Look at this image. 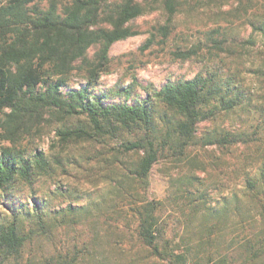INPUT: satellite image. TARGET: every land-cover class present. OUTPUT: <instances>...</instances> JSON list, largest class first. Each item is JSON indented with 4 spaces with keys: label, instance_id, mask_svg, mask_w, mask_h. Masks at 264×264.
Wrapping results in <instances>:
<instances>
[{
    "label": "trees",
    "instance_id": "16d2710c",
    "mask_svg": "<svg viewBox=\"0 0 264 264\" xmlns=\"http://www.w3.org/2000/svg\"><path fill=\"white\" fill-rule=\"evenodd\" d=\"M159 5L168 19L157 31L166 38L170 33L169 21L179 12L180 0H4L0 3V201L8 203L0 211V264L264 263V161L261 159H255L258 165L248 166L245 176H230L232 184L237 186L218 206L194 202L191 215H199V220L189 221L179 240L165 235L159 214L161 201L145 196L152 166L167 150L176 160L185 157L183 150L197 140L199 122L215 118L219 113H233L235 109L248 115L257 109L237 76L229 69L224 71L206 64V71H198L190 78L168 82L159 89L144 87L146 96L132 102H127L131 85L118 90L124 95L121 101L106 102L105 92L92 91L99 77L109 69L110 46L134 35L132 21ZM246 11L247 8L243 10ZM248 25L249 33L263 39L261 46L264 45V17L249 19ZM219 27L207 31L205 39L209 43L202 55L207 61L225 58L226 63L228 58L234 59L236 49L218 38L223 37ZM247 41L254 43L250 37ZM172 53L181 59L201 55L195 45L179 47ZM252 67L256 77L264 79V49ZM73 76L81 77L85 83L64 90ZM75 116L84 118L69 122ZM53 117L59 118V124L53 128L51 147L60 145L63 149L80 144L93 153L91 148L97 144L102 147L115 144L110 150L115 153L99 151L94 155L96 163H103L113 175L108 176L112 190L99 196L97 202L84 205L69 201L52 211L46 206L47 197L38 195L35 186L42 178L52 180L55 185L47 191L48 195L67 198L72 194L69 184L56 180L57 171L66 170L63 150L60 156L20 144L25 135H39L46 124L51 125ZM204 133L200 137L203 143L258 147L253 138L257 132L241 127H217ZM116 136L119 137L114 142ZM4 141L8 144H3ZM241 170H238L240 174ZM176 179L179 194L205 193L198 176L182 175ZM20 187L27 189L24 201L17 195ZM127 196L132 197L130 212L117 207L118 200ZM94 209L101 220L86 225V241L82 246L77 248L74 244L73 252L63 246L50 248L52 228L59 231L64 225L84 222L94 214ZM128 217L132 226L123 223L120 227L118 220ZM213 218L215 222L210 221ZM223 222H228L232 233L243 235L238 247L231 245L223 249L222 238L215 233ZM236 238L234 235V242Z\"/></svg>",
    "mask_w": 264,
    "mask_h": 264
},
{
    "label": "rangeland",
    "instance_id": "374dc122",
    "mask_svg": "<svg viewBox=\"0 0 264 264\" xmlns=\"http://www.w3.org/2000/svg\"><path fill=\"white\" fill-rule=\"evenodd\" d=\"M2 1L4 0H0V3ZM180 2L179 12L171 19V22L169 21L170 33L166 38H163L162 34L157 31L159 26L167 23L168 19L161 5L135 18L131 24L136 33L115 41L110 46L107 53L109 69L107 73L99 77V82L92 90L93 93L105 92L108 95L106 102L121 101L124 95L119 94L118 90L131 85L132 91L127 102H132L134 98L146 96L147 90L144 87L159 89L168 82L190 78L196 72L206 71L208 66H211L221 67L224 71L229 69L234 73L237 76L236 79L248 92L253 104L257 105V109L252 110L251 115L241 109H235L233 113H219L215 118L204 119L198 123L196 142L183 150L185 157L176 160V157L171 155L172 152L167 150L166 155L164 157L161 155L152 166L145 196L148 199L161 201L159 212L161 223L165 227V235L174 240H179L185 234L189 221L199 220V215H191V206L194 202L204 201L209 206H218L223 198H229L232 190L237 186L232 184L230 176H245V172L249 170L248 166L258 165L256 158L258 161L259 159L264 161V79L256 77L252 70V66L260 60L264 45L261 46L263 39L260 40L256 35L249 33L251 28L248 25L249 19L264 17V0H180ZM246 8L248 12L244 13L243 10ZM217 26H220L219 30L223 31V37L218 36V38L225 40L227 46L236 49L234 59L228 58L226 63L225 58L222 61H219V58L207 61V57L202 55L207 52L209 43L205 39L207 31ZM249 37L254 43L247 41ZM148 38H152V41L145 45ZM187 45L198 46L201 55L188 59L174 56L172 53L174 50ZM84 83L81 77L73 76L64 90ZM250 109L253 108L250 107ZM83 118L75 116L69 122H80ZM60 122L63 123L64 120L60 119ZM57 124H59V118L53 117L51 125L46 124L39 135H25L20 140V144L28 149H43L48 154H60V156L64 151L66 170L63 172L59 169L56 180L69 184L72 194L67 198L59 194L48 195L47 191L53 189L55 185L51 183L52 180L42 178L35 186L38 195L47 197L46 206H50L52 211L65 206L69 201L84 205L97 202L101 199L99 196L107 195L112 190L110 187L112 181L109 180L108 176L111 174L108 173L105 165L96 163L94 155H97L99 151L115 153V151H110L114 143L111 142L110 145L104 147L97 144L95 148H91L93 153L88 148L83 149L80 144L63 149L60 145L51 147L54 145L51 143L53 128ZM228 126L241 127L248 132L256 131L255 137L259 141L257 142L254 136L253 138L258 147L241 143L221 146L216 142L203 143L200 138L206 130L217 127L225 129ZM118 137H114V142ZM3 144L8 143L4 141ZM253 149L257 150L253 151ZM259 150L260 155H256L255 152ZM125 157L132 159V156L126 155ZM68 160L71 162L68 163ZM238 170L243 173L240 174ZM182 175L198 176L202 180L205 193L179 194L175 181ZM127 186H130L129 182ZM17 195L21 201H24L27 195L26 187L18 188ZM6 204L8 203L0 201V211L5 210L4 205ZM130 206H132V197L127 196L118 200V208L129 211ZM98 213V210L94 209L93 215L84 222H78L79 224L75 226L64 225L59 231H57L58 228H52L53 237L49 238L48 243L50 248L63 246L73 252L74 244L77 248L82 246L86 241L85 233L88 230L86 225H95L101 220ZM123 220H118L120 227L123 223L126 226H132L130 217L123 218ZM210 221L215 222L216 218ZM227 223H220L215 233L222 238L223 249L231 245L238 247L243 235L238 232L232 233ZM234 235L237 237L235 242L233 241ZM35 242L36 239L32 241L33 248ZM124 243L129 244L127 240H124Z\"/></svg>",
    "mask_w": 264,
    "mask_h": 264
}]
</instances>
